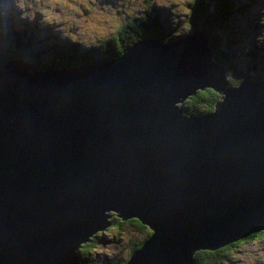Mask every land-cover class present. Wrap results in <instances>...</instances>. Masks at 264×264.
<instances>
[{"label": "water", "instance_id": "1", "mask_svg": "<svg viewBox=\"0 0 264 264\" xmlns=\"http://www.w3.org/2000/svg\"><path fill=\"white\" fill-rule=\"evenodd\" d=\"M37 69L0 50V264H77L110 214L152 234L123 264H195L264 228V80L229 84L196 28ZM212 110L186 115L198 90Z\"/></svg>", "mask_w": 264, "mask_h": 264}, {"label": "trees", "instance_id": "2", "mask_svg": "<svg viewBox=\"0 0 264 264\" xmlns=\"http://www.w3.org/2000/svg\"><path fill=\"white\" fill-rule=\"evenodd\" d=\"M179 17V11L171 13L167 6H152L145 10L142 19L136 17L135 14L131 15L125 19L126 22L117 37L100 43L104 47L103 51L84 48L79 43L66 38L60 42L53 39L50 50V58H53L52 65H45L40 62L38 45L32 42L30 35L26 34L27 22L25 20L19 21L22 24V28H18L20 32L16 33L12 30L10 36L8 35L13 48L5 49L1 45L2 36H4L2 21L4 23L8 18L0 13V49L5 59L14 57L28 59L34 65L36 64L37 69L74 67L112 59L139 38L156 37L157 35L167 37L170 34L161 33V29L165 33L168 32L165 26H169L172 33L176 28L179 32L184 27H176L175 24L181 23V20L185 21L184 16ZM187 17V22H185L189 31L199 28L209 37L211 53H214L212 59L224 67L230 85L235 86L242 80H264V76L256 74L257 68L264 63V2L257 0H195L189 7ZM160 18L164 21L159 22ZM170 19H173L174 24L169 23ZM122 30L129 31L130 35L139 32L141 36L137 35L138 37L129 40L124 39L125 32ZM241 52L246 57L247 63L250 64L249 67H247V63L241 65L238 61L237 58ZM218 98L219 95L213 90L207 88L198 90L182 102V112L186 115L204 114L212 109ZM109 214L107 225L89 235L77 246L75 250L77 264H95L94 255L97 248L106 243L112 245L113 242L121 247L120 252H113L104 264H123L129 254L139 249L152 234L148 226L136 218L122 220L113 213ZM263 239L264 228L217 249L198 250L193 254V260L195 264H226L227 260L231 258L230 253L240 247L238 244Z\"/></svg>", "mask_w": 264, "mask_h": 264}, {"label": "rangeland", "instance_id": "3", "mask_svg": "<svg viewBox=\"0 0 264 264\" xmlns=\"http://www.w3.org/2000/svg\"><path fill=\"white\" fill-rule=\"evenodd\" d=\"M195 0H0V13L8 19L2 21L4 36L1 45L5 49H12L9 36L13 31L20 32L22 28L20 20L27 22L26 34L31 36L32 42L38 45V55L40 62L45 65H52L53 58H50L52 40H72L79 43L84 48L103 51L101 42L115 38L120 33V29L131 15L142 19V10H148L152 6H167L172 12L179 11V18L184 16L187 22V12L190 5ZM264 2V0H257ZM259 8V7H258ZM257 8V9H258ZM249 9V8H248ZM164 21L163 19H159ZM175 24L176 27H184L181 31L165 26L168 32L161 29L162 34L169 36L156 37L162 43H170L182 33L189 31L187 23ZM170 24H174L170 19ZM10 25V26H9ZM164 27V26H161ZM186 28V29H185ZM9 35V36H8ZM125 37L130 36L129 31L125 32ZM124 38V37H123ZM127 39V38H124ZM237 44V43H236ZM211 50V49H210ZM213 56L214 53H211ZM241 65L247 63L246 57L241 52L238 56ZM250 66L249 63L246 64ZM257 75L264 76V63L257 68ZM113 245V246H112ZM106 243L98 247L95 251V264H104L112 256L113 252L119 253L120 246L113 242ZM239 248L230 253V259L226 264H264V239L256 242L239 244Z\"/></svg>", "mask_w": 264, "mask_h": 264}, {"label": "flooded vegetation", "instance_id": "4", "mask_svg": "<svg viewBox=\"0 0 264 264\" xmlns=\"http://www.w3.org/2000/svg\"><path fill=\"white\" fill-rule=\"evenodd\" d=\"M138 13H139V12H138ZM138 13H136L135 16H139ZM144 13H145V9L142 10V14H143L142 17H143V18H144ZM134 27H135V25H134ZM122 32H125V30H122ZM137 35H138V36H141L139 32H135V35H130V36H128V37L123 36V37H124V38H127V39L129 40V39H131V38H133V37H136ZM138 36H137V37H138ZM126 41H127V40H126ZM68 42H69V41H68ZM247 243H250V242H247ZM238 245H239V244H238Z\"/></svg>", "mask_w": 264, "mask_h": 264}, {"label": "clouds", "instance_id": "5", "mask_svg": "<svg viewBox=\"0 0 264 264\" xmlns=\"http://www.w3.org/2000/svg\"><path fill=\"white\" fill-rule=\"evenodd\" d=\"M0 50H1V49H0ZM1 51H2V50H1ZM2 53H3V52H2ZM14 58H15V57H14ZM14 58H13V59H14ZM26 60H27V59H26ZM211 110H212V109H211ZM211 110H210V111H211ZM206 113H207V112H206Z\"/></svg>", "mask_w": 264, "mask_h": 264}, {"label": "bare ground", "instance_id": "6", "mask_svg": "<svg viewBox=\"0 0 264 264\" xmlns=\"http://www.w3.org/2000/svg\"><path fill=\"white\" fill-rule=\"evenodd\" d=\"M36 65V64H35Z\"/></svg>", "mask_w": 264, "mask_h": 264}]
</instances>
